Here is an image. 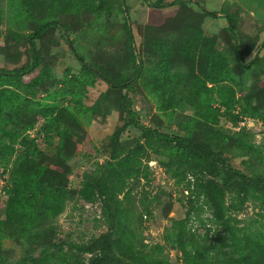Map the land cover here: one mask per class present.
Listing matches in <instances>:
<instances>
[{
    "label": "trees",
    "instance_id": "trees-1",
    "mask_svg": "<svg viewBox=\"0 0 264 264\" xmlns=\"http://www.w3.org/2000/svg\"><path fill=\"white\" fill-rule=\"evenodd\" d=\"M143 1L151 7L164 8L183 7L190 0ZM195 3L203 14L227 20L234 38V46L228 50L241 69L260 64L258 55L244 61L242 41L231 14L210 11L199 0ZM117 12L124 18V47L114 60H94L80 43L70 39L73 16L81 19L89 15L87 19L99 33L98 38L104 39L107 25L102 16L110 17L111 23ZM63 19H69V25ZM192 19L179 18L177 25L150 40L146 50L153 61L147 62L135 46L125 0H0V36L5 24L8 31L14 27L16 31L11 35L28 45L30 56L20 67L0 64V176H7V184L2 185L6 198L0 201V264H68L73 256L75 264H171L163 255V245L145 249L139 233L144 214L116 196L129 179L141 170L146 172L147 165L141 166L147 147L170 170H177L172 167L175 162L181 175L190 176L184 188L185 216L171 221L164 238L180 254L182 264H264L263 233L236 226L227 215L226 204L228 196L233 205H241L251 196L264 198V154L221 126L222 121L238 126L245 117L264 116L255 103L257 93L249 90L238 94L230 82L233 68L227 58L212 38L203 36L188 22ZM55 29L81 65L78 75L84 81L82 85L101 80L118 94L116 106L122 121L110 137L108 159L84 177L78 190L69 186L68 161L73 154V134L81 125L79 116L86 112L80 101L83 93L77 98L69 91L71 97L67 99L66 88L62 87L60 100L35 102L18 90L24 85L33 93L42 87L46 72H37L41 64L37 41ZM60 81L65 85L64 80ZM136 83L151 95L158 113L168 115L177 125L178 134L141 122L128 94ZM187 108L192 112H185ZM87 109L92 116L98 112L96 105ZM38 123L36 136L46 145L55 146L53 154L41 148L38 138L30 133ZM129 128L141 135L127 145L122 135ZM55 136L58 140L54 144ZM235 149L248 155L249 164L261 163L262 169L246 172L235 168L226 155ZM75 197L100 202L105 229L69 241L65 249L61 241L55 240L54 222ZM199 200L209 208L211 220L220 232L210 235L207 228L202 234L193 230L190 218ZM8 239L31 243L21 262L3 253Z\"/></svg>",
    "mask_w": 264,
    "mask_h": 264
},
{
    "label": "rangeland",
    "instance_id": "rangeland-1",
    "mask_svg": "<svg viewBox=\"0 0 264 264\" xmlns=\"http://www.w3.org/2000/svg\"><path fill=\"white\" fill-rule=\"evenodd\" d=\"M199 1L210 11L232 15L242 41L244 61L247 62L258 55L260 64L253 65L250 69H248L249 66L247 69H241L237 65L235 55L230 54L228 50L229 46H234V38L228 29L227 20L222 16L213 17L203 14L195 0H190L183 7L171 5L164 8L151 7L143 0H125L129 9L136 48L147 62L153 61L146 50L148 42L161 37L169 27L177 25V19L193 18L188 22L199 29L203 36L215 41L216 46L233 68L230 82L238 89V94L247 93L249 90L257 93L255 103H258L259 113L264 116V46L261 45L264 40V0ZM2 7L3 10L7 9L5 3ZM106 16L105 14L102 16L107 25L104 39L98 38L99 33L93 29L87 19L90 17L89 15L84 14L81 19L73 16L70 21V39L76 41V44L80 43L90 58L103 63L121 55L124 47L123 14L117 12L114 18H111V23L110 17L107 19ZM4 17H7V11L4 12ZM63 21L69 25V19H63ZM8 28L7 24L2 27L0 64L8 68L20 67L30 59L28 45L22 41L14 40L11 32H15L16 29L11 27V30L8 31ZM37 46L41 54V64L37 68V72L38 70L46 72L42 87H37L33 93H29L24 85L18 86V90L22 94L27 93V96L35 102L60 100L62 94L59 91L62 87L66 88L67 99L71 97L69 91L76 93L77 98L83 93L80 101L86 112L79 116L81 125L77 129V134H73V154L68 161L69 186L78 190L84 177L95 172L98 166L109 157L110 137L114 130L122 124L120 112L116 106L118 94L110 91L101 80H96L93 85H82L84 81L78 75L81 65L76 56L68 49L57 29L49 30L43 38L37 41ZM60 80H64L65 85ZM68 80L70 82H67ZM128 94L133 101V108L140 113V120L143 124L169 133H179L177 125L170 121L168 115L158 113L151 95L141 84L136 83ZM95 105L98 112L92 116L87 108ZM185 112L191 113L192 110L187 108ZM39 125L40 123L30 132L37 138L36 131ZM221 126L227 128L230 134L239 136L247 143L257 147L261 154H264V119L257 116L245 117L238 126H233L228 121H222ZM140 135L139 131L129 128L122 135V139L129 145L131 140H137ZM38 140L41 148L47 153L55 152V146L46 145L41 138ZM57 140V136L52 138L54 144ZM239 151V149H235L233 152H227V159L231 165L246 172L248 169H262L261 163H257V166L255 163L249 164L248 155L241 154ZM173 163L172 167L178 170L175 162ZM143 165H147L146 172L141 170L139 175L129 179L123 190L117 192L116 196L124 204L128 203L137 213L142 211L144 214L142 216L143 230H140L139 233L143 245L146 246L145 249L150 250L156 244L163 245V255L168 256V262L182 264L180 254L170 248L164 238L171 221L180 220L185 216L187 191L184 188L190 176L184 177L179 171L170 170L148 147L142 157L141 168ZM6 177V175L0 176V201L6 198L2 191V185L7 184ZM226 204L229 205L227 215L236 226L258 230L264 235L263 197L251 196L243 204L233 205V199L228 196ZM197 206L196 212L190 218L193 230L202 234L207 228L211 231L210 235L217 231L220 232L219 227L211 220L209 208L203 206L200 200L197 202ZM54 224L57 228L55 240L61 241L65 249H67L69 241H78L82 237H88L105 229L104 214L100 209V202L98 200L86 202L77 197L67 204L66 209ZM30 246V242L20 244L8 239L5 240L3 253L15 261L21 262ZM163 255L160 254L159 257L162 258ZM75 263L76 259L73 256L72 261L69 260L68 264Z\"/></svg>",
    "mask_w": 264,
    "mask_h": 264
}]
</instances>
